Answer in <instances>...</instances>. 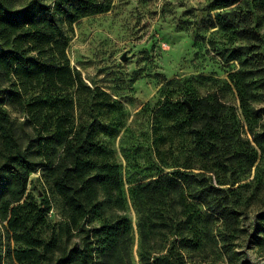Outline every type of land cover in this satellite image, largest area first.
Instances as JSON below:
<instances>
[{"label": "rangeland", "instance_id": "obj_1", "mask_svg": "<svg viewBox=\"0 0 264 264\" xmlns=\"http://www.w3.org/2000/svg\"><path fill=\"white\" fill-rule=\"evenodd\" d=\"M3 1L19 8L28 0ZM38 1L47 7L38 17L54 15L61 30L55 63L68 64L80 76L60 90L66 100L62 113L73 130L94 128L101 152L119 163L122 179L110 198L100 197L101 210L90 212L81 228L68 230L53 173L43 163L29 172L26 193L50 201L45 229L62 230L58 253L79 264H140L142 246L151 264L156 256L163 257L159 264L174 259L177 264H264V0H91V6L87 0ZM81 7L88 11L82 13ZM245 27L260 37L248 42ZM234 72L247 85V116L230 77ZM214 88L230 106L222 157L212 163L213 171L195 168L170 193L162 188L153 198L160 192L153 193L154 184L147 183L172 169L159 165L153 154V109L165 98ZM5 93L0 90V106L18 136L24 142L37 136L41 121L28 122ZM46 95L40 80L23 97ZM61 151L62 144L55 142L52 153ZM117 195L122 203L115 202ZM117 215L128 222L113 247L101 246L103 251L88 256L86 231L92 234L104 220L116 223ZM17 245L0 212V264H20L13 258Z\"/></svg>", "mask_w": 264, "mask_h": 264}, {"label": "trees", "instance_id": "obj_2", "mask_svg": "<svg viewBox=\"0 0 264 264\" xmlns=\"http://www.w3.org/2000/svg\"><path fill=\"white\" fill-rule=\"evenodd\" d=\"M87 1L86 6L91 4V0ZM81 8L82 13L88 11V7ZM101 8L97 7L103 10ZM44 9L47 7L38 0H28L19 8L0 0V90L6 89L5 96L10 105L21 106L28 122H35L33 118L41 121L37 136L24 142L18 136L9 112L0 106V212L6 217L8 237L18 244L12 249L18 263L79 264L63 251L58 253L62 230L45 229L50 201L46 195L35 200L31 193H26L29 172L43 163L53 173L52 186L63 205L68 230L81 228L90 212L101 210L100 197L110 198L120 188L122 179L119 163L101 152L99 142L93 137L94 128L73 130L71 122L62 113L66 100L61 97L60 90L63 85L71 86L80 76L68 64L55 63L54 47L60 42L61 30L54 15L38 17ZM62 12L68 11L63 9ZM244 32L251 43V39L260 37L251 27H245ZM45 46L50 53L47 57L43 56ZM34 50L38 52L36 55ZM237 73H231L230 77L247 116V85L234 77ZM40 80L46 83V97L25 99L23 94L28 87ZM229 108L214 88L201 95H183L176 100L165 98L153 109V154L159 165L172 168L147 183L154 184L153 193L160 192L152 194L153 198L162 194V188L170 193L177 180L192 174L195 168L213 171L212 163L223 154L221 134L226 136L229 130L224 122ZM55 142L62 144V151L57 154L52 153ZM207 156L214 160L209 161ZM163 181L165 185L161 187ZM211 188L220 190L215 185ZM115 202L122 203L123 197L117 195ZM117 217L119 220L114 224L104 220L99 227H93L92 234L86 231L88 256L92 250H102L101 246L108 250L113 247L121 226L126 227L128 222L122 215ZM156 218L164 217L156 215ZM93 245L97 247L93 248ZM139 256L140 264H151V256L142 246ZM162 258L156 256L153 264H159ZM162 264H177V259Z\"/></svg>", "mask_w": 264, "mask_h": 264}]
</instances>
